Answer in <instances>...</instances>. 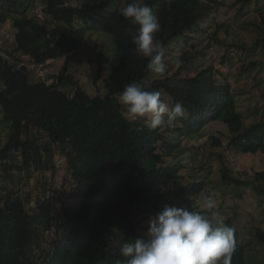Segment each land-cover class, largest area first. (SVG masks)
Here are the masks:
<instances>
[{
  "label": "trees",
  "instance_id": "1",
  "mask_svg": "<svg viewBox=\"0 0 264 264\" xmlns=\"http://www.w3.org/2000/svg\"><path fill=\"white\" fill-rule=\"evenodd\" d=\"M241 1L248 4L252 0ZM130 2L44 0L42 20L32 15L35 0H0V21L10 22L16 31L15 52L35 65L70 59L82 50L89 34L112 35L113 28L121 33L117 64L105 66L104 49L97 56L94 82L102 80L106 93L95 97L80 87L73 96L60 89L75 84L67 62L59 75L47 77L53 81L47 84L33 80L26 67L19 68L0 56L4 86L0 125L8 131V141L0 149V264H127L120 254L122 245L143 237L149 219L168 205L169 198H196L206 190V182L185 183L183 152L174 154L176 144L167 141L164 127L151 130L142 120L126 116L120 96L128 84L137 82L146 90L167 95L171 103H183L186 117L174 129L179 142L222 121L232 135V149L264 154V116L245 128L237 94L229 82L217 79L214 65L202 66L190 77L166 78L147 86L153 73L147 69V59L135 54L131 40L135 26L121 15V6ZM142 2L159 17L161 30L156 39L163 41L169 58L177 40L185 38L190 47L194 34L215 9L202 0ZM260 12L264 25V8ZM262 44L264 40H259L253 48ZM189 53L183 51L176 58L182 61V73L192 72L194 61L203 56ZM31 129L46 142L31 136ZM222 145L213 138L214 147ZM57 153L65 159L74 184L68 200L45 196L29 208L30 196L25 199L21 189L11 186H19L25 171L53 168ZM226 179L251 185L256 195L264 197V171L255 172L249 181ZM51 232V243L43 248L42 241ZM254 234L264 246V230L255 229ZM231 264H249L247 246L235 241Z\"/></svg>",
  "mask_w": 264,
  "mask_h": 264
},
{
  "label": "rangeland",
  "instance_id": "2",
  "mask_svg": "<svg viewBox=\"0 0 264 264\" xmlns=\"http://www.w3.org/2000/svg\"><path fill=\"white\" fill-rule=\"evenodd\" d=\"M90 0H72L73 4H82ZM211 3L215 9L201 24V31L194 34L193 40L186 47L185 38L172 44L169 51L166 72L163 75L152 74L147 78V86L166 78L178 79L193 76L202 66L214 65L217 79L229 82L237 94L238 110L244 118L245 128L257 123L264 116V47L253 46L264 40V25L261 23L260 9L264 8V0H252L244 4L241 0H202ZM259 2V4H258ZM124 6H121L123 8ZM44 0H35L32 10L33 16L44 20ZM211 31V33L207 32ZM111 34H89L82 50L70 59L49 61L45 65H35L29 57L15 52L16 31L10 22L0 21V56L31 71L35 81H46L49 75H59L68 63V74L73 77L75 84L63 86L69 96H73L77 87L85 90L90 96L104 95L106 90L103 81L95 83L98 74L97 56L104 49L103 62L105 66L117 64L120 59L121 33L113 28ZM191 55L201 52L194 61L192 72H180V64L176 63L177 56L183 51ZM67 62V63H66ZM4 86L0 82V94ZM161 98L171 104L167 95L161 93ZM126 112V109H125ZM0 106V119L2 118ZM127 116V113H126ZM128 117V116H127ZM181 123V122H180ZM175 128L164 126L162 132L167 141L176 144L175 153L181 155L184 165L181 174L185 176V183L193 181L206 182V190L196 198L182 196L179 200L168 199V205L185 207L188 205L193 211L204 212L202 207L205 199L211 198L216 202V211L221 219L234 229V240L247 246V260L249 264H264V246L255 237V229L264 230V197L256 195L251 185H237L226 178L239 181H249L255 172L264 171V154H244L230 147L231 133L222 121L211 123L194 137L176 139ZM31 136H37L41 143L46 142L36 129H31ZM213 138L222 142V147L213 146ZM8 141V131L0 125V149ZM170 157H166L169 161ZM173 160V159H172ZM19 186L24 198L30 196L29 208L36 205L39 198L56 196L68 200L73 189L71 174L67 169L65 159L60 153L55 155V166L47 171L23 172ZM227 176V177H226ZM120 233V232H118ZM53 233L45 235L43 248H48Z\"/></svg>",
  "mask_w": 264,
  "mask_h": 264
},
{
  "label": "clouds",
  "instance_id": "3",
  "mask_svg": "<svg viewBox=\"0 0 264 264\" xmlns=\"http://www.w3.org/2000/svg\"><path fill=\"white\" fill-rule=\"evenodd\" d=\"M121 15L135 26L131 33L135 54L147 59V69L153 74H165L167 48L156 39L161 24L151 6L132 0L121 9ZM120 103L132 121L142 120L151 130L175 127L186 117L182 102L170 104L159 91L146 90L137 82L125 86ZM202 207L207 214L165 205L149 219L145 235L134 243L125 242L120 254L127 264H231L234 229L214 211L217 205L213 199H205Z\"/></svg>",
  "mask_w": 264,
  "mask_h": 264
},
{
  "label": "built area",
  "instance_id": "4",
  "mask_svg": "<svg viewBox=\"0 0 264 264\" xmlns=\"http://www.w3.org/2000/svg\"><path fill=\"white\" fill-rule=\"evenodd\" d=\"M208 33H211V31L207 32V35H208Z\"/></svg>",
  "mask_w": 264,
  "mask_h": 264
},
{
  "label": "crops",
  "instance_id": "5",
  "mask_svg": "<svg viewBox=\"0 0 264 264\" xmlns=\"http://www.w3.org/2000/svg\"><path fill=\"white\" fill-rule=\"evenodd\" d=\"M232 85V84H231Z\"/></svg>",
  "mask_w": 264,
  "mask_h": 264
}]
</instances>
